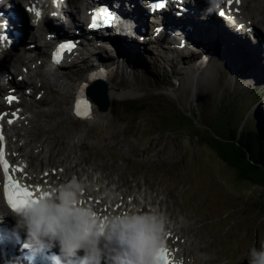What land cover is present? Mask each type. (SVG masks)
Masks as SVG:
<instances>
[{
    "label": "rangeland",
    "instance_id": "rangeland-1",
    "mask_svg": "<svg viewBox=\"0 0 264 264\" xmlns=\"http://www.w3.org/2000/svg\"><path fill=\"white\" fill-rule=\"evenodd\" d=\"M18 1L14 0L16 4ZM261 17L264 18L263 12ZM255 24L264 35L260 29L264 24ZM136 28L138 35L134 37L124 31L117 38L104 40L98 48H95L97 44L94 41L91 46L86 44L80 48L82 51L77 53L83 59L76 61L70 70H64L66 75L72 76L70 80L63 76L61 70V73L56 72L59 75L57 83L41 81L44 95L31 106L33 126L30 131L34 130L37 122L44 121L38 113L52 109L51 102L56 98L67 97L66 107L70 111L71 93L64 92L60 86L88 78L90 75L85 71L90 63H98V68L103 66L112 71L100 76L109 90L114 84L135 83L144 87L135 96L127 98H109L108 94L106 110L101 111H107L106 119H98L94 123L73 118L66 125L69 132L74 130L82 134L79 138L86 144L82 154L91 162H101L98 164L104 167L103 172H108L115 179L119 177L122 189L129 188L130 195H135L141 204L144 203V195L151 198L158 194L159 198H165L166 205H160L162 210L168 208L167 215L177 214V223L182 221L184 224L181 226L188 228L185 223L191 225L207 243L206 249L199 251L203 259L200 264L212 262L211 258L215 262L209 264H249L250 249L259 250L264 245V187L235 180L233 171L201 141L207 138L202 129L217 117L219 119L222 111L219 103L223 100L225 88L231 90L227 105L235 99L240 88L246 91L256 85L264 90V51L251 38L233 36L211 27L184 34V38L190 39L185 43L197 46L199 54L194 55L181 49L177 36H174L176 34L168 28L155 26L149 21ZM28 39L22 45L10 42L3 45L0 80L8 74L4 54L20 53L24 57L27 44L34 45ZM36 47L40 52V43L37 42ZM203 49L209 55L205 62L206 55L200 54ZM34 64L39 65V60ZM39 72L48 77L41 67ZM9 74L12 83L16 84L17 76L24 77L13 71ZM219 74H225V83H217ZM157 83L163 84L159 86ZM1 85L0 82V91ZM139 93L141 95L137 96ZM40 96L41 93H37L36 98ZM127 103H133L132 108L134 106L137 110L126 115L123 105ZM202 104L205 106L196 110ZM229 108L222 113L229 115L232 109ZM177 109L183 110L181 112L187 116L195 114V125L186 126L185 117H180L185 119L182 122L175 119L172 122L166 117L167 110ZM240 113L243 114L240 123L249 121L251 112ZM82 165L87 168L84 163ZM68 176L75 179L74 174ZM131 199L127 197L126 201ZM157 202H150L147 207L158 208Z\"/></svg>",
    "mask_w": 264,
    "mask_h": 264
},
{
    "label": "bare ground",
    "instance_id": "bare-ground-1",
    "mask_svg": "<svg viewBox=\"0 0 264 264\" xmlns=\"http://www.w3.org/2000/svg\"><path fill=\"white\" fill-rule=\"evenodd\" d=\"M67 1H69V4L67 5L68 7L64 9L62 8V14L57 17V19L60 18L61 21L54 22L53 20L55 18H48V22L44 26L45 31L49 32V34L53 33V40L59 37L63 38L62 36H67L75 44V47L70 52H65L60 63H46V61H44V63L41 62L42 64L39 65L34 64L37 60L46 58V47L37 53V47H35V49H29L27 55L24 57H22L23 55L20 53L12 56L4 54L3 59L8 64L7 70L9 72L13 71V73H16L17 75L23 74L25 81H27V84L30 86V88H22L21 85H18L13 91H10L8 89L9 87H12V82H10L9 77H6L3 79V90L0 91V97H3L4 99L1 100L0 98V108L6 113L3 118V130H0V132L4 133L8 131L10 126L7 121L14 119L11 124L10 132L8 131L5 133L8 140L7 153L9 155V169L11 173L20 183H25L31 186L36 195L44 192H48L50 195L53 194L54 190L59 189L73 180L70 179L68 174H74L75 180L83 186L82 190L78 193L79 206L91 207L101 218L149 212L162 215L165 218V231L167 232L165 247L169 249L170 257L176 261L177 264L202 263L203 259L199 256V251L205 250L207 243L203 242L204 240H201L199 232L192 228L191 225L185 223L189 228L191 227L189 230L188 227L181 226V223H183L182 221L177 223L175 218L178 216L177 214L173 212L170 215H167L169 209L165 208V210H162L160 205L165 203V198H159L158 194L153 197L151 196V198L144 195V203L141 204L135 195H130L131 190L129 188L122 189L123 183L120 184L119 177L118 179H115L110 174H107L108 172H103L104 167L98 164L101 162H91L84 157L82 150L86 144L79 138L82 134L74 130H70L69 132L70 128H67L66 126L69 125V122L74 118V114H71L72 107L70 111H67V97L56 98L51 102L50 106L52 109L38 113V115L44 118V121L41 123L37 122V125L34 126V130L30 131L33 126V109H31V106L35 105L36 101L42 99V96L44 95L43 83H47L48 80L57 83L59 75H56V72L61 73V70H63L62 74L67 80H70L72 77L66 75L64 72V70L68 69L67 65L72 64L70 63L72 59H65L64 57H70L74 50L79 51L81 50L80 48H83L86 44H90L91 46L95 42L97 43L95 48L101 46V44L98 45V42L101 43L102 36L98 34L92 35L91 37L94 40L92 43V39H89V37L82 33V31L86 32L85 28L80 23L81 20H78L75 14L76 12H74V9L72 8L75 6V3H77V0ZM101 1L110 8L116 23L120 26H122L123 23L127 25L126 28L122 29L124 31L126 30V32L130 33V36L133 37L134 35H138L136 27L144 25L148 21L155 25H162L165 29L168 28L176 34L174 36L181 35L184 37V34L193 33L199 28L211 27H214L217 31L221 30L226 34L233 33L240 35L234 32L233 29H229L218 22L212 16L208 7L202 5L198 0H169L171 3L169 12H167L164 17L155 18L154 21H150L148 15L142 10H139L143 6L145 0ZM202 1L206 4L208 2V0ZM246 1H248L247 4H245ZM18 3L19 4H16L14 0H0V35L3 34L5 41H10L13 44L26 43V39L29 36V28L31 26L34 27L37 22L38 24H41L40 19L46 15L45 11H43L42 14H44L39 19V22V20L36 19L35 14L28 10L33 6L43 10L45 0H22L18 1ZM50 3H53V0H51ZM57 8H52L51 11H57L55 10ZM237 8L239 9L238 11H229L226 8V12L230 15H234L240 20V24H237L238 27H236V30H238L237 32H241V30H244L245 32L247 31L248 33L245 34V36L251 38V40L264 51V35L262 32H259L255 24V22L260 26H262V23L264 24V18L261 17V13H264V0H241L238 5H232V9ZM185 9H190L191 12L185 13V11H183ZM178 11H183V15H176ZM79 12H81L80 8ZM11 16L19 19L9 22ZM223 20L226 21V19ZM262 28L260 29L264 32V27ZM15 33H18L16 37L14 35ZM1 43L2 41H0V55L3 50ZM206 51L207 50L203 49L200 54L206 55ZM32 52H35L37 55L36 58L32 56ZM197 54L199 53L197 52ZM208 56L209 55H206L205 61L207 58L209 59ZM47 59H49V57ZM82 59L83 57L79 58L78 61H81ZM94 62L96 61L94 60ZM39 67L42 68L44 74L47 73V78L39 72ZM98 67H100L98 63L92 65L90 63V67L87 69L88 71L85 72L88 73L87 75H90V73H96ZM1 73L0 77L2 76ZM111 73L112 71L109 69L107 70L106 68H103L101 72L102 75H108ZM80 82L81 80L79 82L74 80L72 85L66 83L60 87L64 92H70L72 95L76 89L78 90ZM111 88L112 89L109 90V98L114 96L127 98L133 96L140 90L142 91L144 87L135 83H126L123 86L114 84ZM27 93H30V95L28 96ZM37 93H41L39 98H36ZM48 93L52 96L50 91ZM8 95H16L17 99L15 101H8ZM16 108L19 109L16 110ZM106 117L107 111L101 112L96 109L94 103H91V116L83 118L82 120L95 123L98 119H106ZM33 142L35 143L34 145L32 144ZM24 147H26V149ZM35 149L37 150L36 153ZM34 162H37V164L32 165ZM83 163L87 165V168L83 165L81 166ZM13 169L18 170L13 171ZM127 197H131L132 199L126 201ZM154 198L156 199L155 201ZM160 199L161 201L157 202ZM150 202H157L159 207L149 209L147 205H150ZM164 205H166V203ZM207 252L208 250L206 253ZM211 259L212 262H215L213 258Z\"/></svg>",
    "mask_w": 264,
    "mask_h": 264
},
{
    "label": "clouds",
    "instance_id": "clouds-1",
    "mask_svg": "<svg viewBox=\"0 0 264 264\" xmlns=\"http://www.w3.org/2000/svg\"><path fill=\"white\" fill-rule=\"evenodd\" d=\"M219 2L213 0L215 6ZM82 187L73 179L51 195L44 192L12 209L18 224L27 229L29 244L39 249L45 241H55L66 261L82 250L80 264H100L103 236L112 264H155L159 250L165 247V218L155 213L101 218L91 207L79 206ZM249 256V264H264V245L250 249Z\"/></svg>",
    "mask_w": 264,
    "mask_h": 264
},
{
    "label": "trees",
    "instance_id": "trees-1",
    "mask_svg": "<svg viewBox=\"0 0 264 264\" xmlns=\"http://www.w3.org/2000/svg\"><path fill=\"white\" fill-rule=\"evenodd\" d=\"M225 79V74H219L217 83H225ZM162 84L157 83L159 86ZM237 91L235 99L227 105L231 90L224 89L223 100L219 103V107L223 112L231 107L230 114L219 111V119L217 117L202 131H205L209 147L217 158L233 170L235 180L264 187V90L254 85L250 90L243 91L240 88ZM204 106L205 104H202L196 107V110ZM123 110L127 115L135 112L137 108L123 105ZM241 111L244 114L251 112L249 121L244 124L239 122L243 116ZM185 118L186 126L195 125L193 121L195 114H189Z\"/></svg>",
    "mask_w": 264,
    "mask_h": 264
},
{
    "label": "snow or ice",
    "instance_id": "snow-or-ice-1",
    "mask_svg": "<svg viewBox=\"0 0 264 264\" xmlns=\"http://www.w3.org/2000/svg\"><path fill=\"white\" fill-rule=\"evenodd\" d=\"M56 3V0H53ZM241 0H220V2L216 5L220 11L219 15L224 16L226 15L225 8L229 11L235 10L238 11L239 9H232L233 4H239ZM165 6L164 0H158V2L153 3L152 7L154 9L163 8ZM29 11L35 14L37 20L41 17V12L35 6L28 9ZM55 14V13H54ZM113 20V14L109 11L106 6H101L98 9H95L92 13V21L89 25L90 28H99L102 26H108L111 24ZM35 22V21H34ZM159 29H157V32ZM183 46V44H181ZM75 47V44L71 41H67L58 45L56 51L53 53V62L60 63L62 59V54L65 51H71ZM96 74H90L88 77L89 80L95 79ZM87 84L81 85L80 90L78 91L75 102H74V114L81 118H88L91 116V105L85 96V88ZM11 101L14 99L13 97H8ZM15 115V114H13ZM12 121L10 120L9 123ZM9 162L5 158L4 155V148H3V136L0 135V168L3 169L4 173V194L7 200V204L11 209H16L27 205L29 202L34 200V193L28 190L27 187L21 186L17 181L12 179L9 175ZM18 169H13V171H17ZM155 264H177L170 257L169 249L163 247L159 250Z\"/></svg>",
    "mask_w": 264,
    "mask_h": 264
},
{
    "label": "water",
    "instance_id": "water-1",
    "mask_svg": "<svg viewBox=\"0 0 264 264\" xmlns=\"http://www.w3.org/2000/svg\"><path fill=\"white\" fill-rule=\"evenodd\" d=\"M84 84H87V87L85 88V96L87 97L89 103H94L95 106H96V109L99 110V111H104L106 110V103L108 102V94H109V89L108 87L106 86V84L100 79H97V80H94L92 82H86ZM83 85V84H82ZM81 88V85L78 87V90L76 89L74 91V94L71 95L70 97V106L72 107V112L73 113V108H74V102H75V98H76V95L78 93V91L80 90ZM145 91V90H144ZM143 91V93H144ZM142 93V92H140ZM137 94L138 95H141V94ZM135 96V95H134ZM115 97V96H114ZM121 97V96H119ZM123 98V97H122ZM90 103V105H91ZM127 106H132L133 103H127L126 104ZM125 106V105H124ZM134 107V106H133ZM181 109H177L176 111L174 110H167V115L166 117L168 116L169 119L173 122V120L175 119L177 122H182L183 119H181L180 117H185L187 115H185L184 113H182ZM185 112V111H184ZM74 114V113H73ZM72 114V115H73ZM74 119L77 120L79 119V121H85V120H82L80 118H78L76 115L74 116ZM77 118V119H76ZM197 136V135H195ZM207 137V136H206ZM208 137L205 139L203 138V140L201 141V143L207 147V149L212 152L214 155L215 153L213 152V150L209 147V143L207 141ZM216 156V155H215ZM217 157V156H216ZM219 159V158H218ZM220 160V159H219ZM223 162V161H222ZM224 163V162H223ZM225 164V163H224ZM231 169V168H230ZM232 170V169H231ZM233 171V170H232ZM234 173V172H233Z\"/></svg>",
    "mask_w": 264,
    "mask_h": 264
}]
</instances>
